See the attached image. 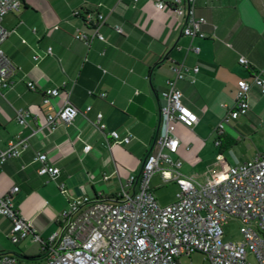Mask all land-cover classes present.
<instances>
[{
    "label": "crops",
    "instance_id": "obj_1",
    "mask_svg": "<svg viewBox=\"0 0 264 264\" xmlns=\"http://www.w3.org/2000/svg\"><path fill=\"white\" fill-rule=\"evenodd\" d=\"M76 10L82 15L90 11L105 15L101 28L105 41L86 46L74 39L78 31H86L82 17L72 15ZM195 14L205 19L201 26L205 38L185 36L182 19L169 8L157 11L153 1L145 0L135 6L132 0H24L18 13L3 17L2 28L12 33L2 49L18 70L12 86L0 92V148L17 136L29 137V145L19 158L0 167V196L19 187L11 195L12 204L43 240L58 231V217L70 202L99 193L111 199L130 175L140 173L165 102L162 93L175 76L174 66L186 73L176 85L183 103L198 116L192 129L176 126L181 147L175 158L182 162L183 174L195 172L211 145L229 166L264 154V94L257 87L251 89L248 113L229 122L219 146L214 133L236 105L238 81H250L257 69L264 70V0H197ZM116 27L123 33L118 34ZM48 47L51 55H45ZM195 47L198 52L192 50ZM35 55L41 59L34 61ZM241 56L249 60V67L239 64ZM29 82L35 91L28 89ZM63 85L71 89L68 100L80 113L53 132L32 135L34 128L44 125L46 115L66 101L59 96L50 110L41 106L43 93ZM87 107L91 110L85 113ZM17 109L29 111L26 126L16 121ZM99 113L106 132L128 135L130 143L108 148L94 125ZM85 145H91L90 151H83ZM39 152L60 169L57 177L38 174L34 159ZM62 184L64 192L59 188ZM9 231V222L0 217V233L8 238ZM19 247L22 256L44 258L30 238ZM3 251L0 243V254Z\"/></svg>",
    "mask_w": 264,
    "mask_h": 264
},
{
    "label": "built area",
    "instance_id": "obj_2",
    "mask_svg": "<svg viewBox=\"0 0 264 264\" xmlns=\"http://www.w3.org/2000/svg\"><path fill=\"white\" fill-rule=\"evenodd\" d=\"M141 0H132L135 6ZM153 1L157 11L170 9L184 21L182 33L190 38H205L201 26L203 17L195 14L197 0H173L166 3ZM219 2L221 0H203ZM24 0H0V92L12 86V76L18 70L4 54L2 44L11 35V31L1 26L3 17L8 13H18ZM82 25L86 31L74 35L76 41L90 46L94 40L105 41L101 28L106 17L98 11L81 14ZM57 29V27H56ZM122 34L120 27L115 28ZM198 52L197 47L192 48ZM48 47L45 55H51ZM34 61L41 57L35 55ZM238 62L249 67L246 57ZM174 78L167 83L162 93L165 102L159 109V123L154 139L137 175H130L117 196L104 199L103 195L82 196L69 204L59 217L60 227L48 239L43 240L34 225L22 217L12 204L11 195L19 191L14 186L8 194L0 196V217L10 224L8 238L19 245L27 239L38 244L48 264H181L183 257L198 254L205 264H264V154L254 159L228 167L224 178L183 174L182 162L175 156L181 147L176 135L177 124L192 129L198 122V116L183 103V94L177 88V82L185 78V71L173 68ZM194 67L193 72L198 73ZM236 105L214 129L216 146L221 145V137L231 121L245 116L250 107V92L257 87L264 94V70L257 69L250 81L241 79L237 83ZM28 89L35 91L34 83H27ZM71 89H49L42 95L41 106L50 110L52 100L64 95L65 103L56 111L46 115L44 125L34 128L32 135L47 130L53 132L60 123L70 124L80 110L68 100ZM101 98L105 94H100ZM91 107L85 109L89 112ZM29 111L15 110L18 124L26 126ZM96 128L104 135L108 148L126 145L130 136L118 132H106L101 113L96 116ZM31 135V136H32ZM28 138L17 136L7 147L0 148V167L11 159L19 158L28 147ZM91 145H85L88 152ZM187 151L190 150L186 146ZM34 161L38 164V174L55 178L60 169L52 165L46 153H37ZM166 167V168H164ZM160 174L163 184L176 183L178 192L173 203L161 205L151 187L153 176ZM64 192V185L59 186ZM231 219L242 223L239 241H224L222 226ZM0 264H19L18 258L10 253L0 254Z\"/></svg>",
    "mask_w": 264,
    "mask_h": 264
},
{
    "label": "rangeland",
    "instance_id": "obj_3",
    "mask_svg": "<svg viewBox=\"0 0 264 264\" xmlns=\"http://www.w3.org/2000/svg\"><path fill=\"white\" fill-rule=\"evenodd\" d=\"M211 145V144H209ZM195 172L193 173L198 179L203 180L206 177H220L224 178L227 175L229 163L224 156L220 155L218 149L211 145L201 161L196 165ZM166 168V167H164ZM151 181L154 188V194L161 205H168L175 201L178 192V186L174 182L163 184L161 182L160 174H156ZM242 223L237 219H231L222 226L224 232V241H239L242 239L240 228ZM0 243L4 248L5 253H10L18 258L19 264H48L45 258L26 260L21 255V248L19 245L13 244L5 234L0 233ZM181 264H205L203 257L194 254L190 257H183L180 260Z\"/></svg>",
    "mask_w": 264,
    "mask_h": 264
},
{
    "label": "water",
    "instance_id": "obj_4",
    "mask_svg": "<svg viewBox=\"0 0 264 264\" xmlns=\"http://www.w3.org/2000/svg\"><path fill=\"white\" fill-rule=\"evenodd\" d=\"M26 260H33L34 258H30V257H23Z\"/></svg>",
    "mask_w": 264,
    "mask_h": 264
},
{
    "label": "trees",
    "instance_id": "obj_5",
    "mask_svg": "<svg viewBox=\"0 0 264 264\" xmlns=\"http://www.w3.org/2000/svg\"><path fill=\"white\" fill-rule=\"evenodd\" d=\"M23 257H26V256H23ZM30 258H34V259H36V258H38V257L36 256V257H30Z\"/></svg>",
    "mask_w": 264,
    "mask_h": 264
}]
</instances>
